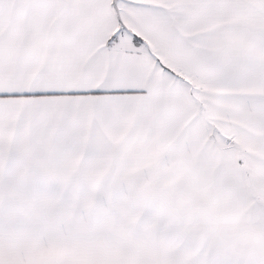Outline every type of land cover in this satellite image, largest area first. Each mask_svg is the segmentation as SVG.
<instances>
[{
  "label": "snow or ice",
  "instance_id": "obj_1",
  "mask_svg": "<svg viewBox=\"0 0 264 264\" xmlns=\"http://www.w3.org/2000/svg\"><path fill=\"white\" fill-rule=\"evenodd\" d=\"M0 264H264V0H0Z\"/></svg>",
  "mask_w": 264,
  "mask_h": 264
}]
</instances>
